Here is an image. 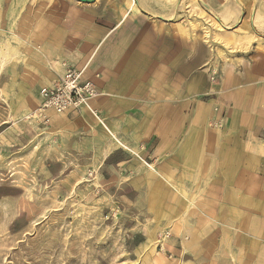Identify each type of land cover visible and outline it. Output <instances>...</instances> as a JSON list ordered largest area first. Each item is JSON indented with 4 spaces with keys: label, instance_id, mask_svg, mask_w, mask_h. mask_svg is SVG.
<instances>
[{
    "label": "rangeland",
    "instance_id": "1",
    "mask_svg": "<svg viewBox=\"0 0 264 264\" xmlns=\"http://www.w3.org/2000/svg\"><path fill=\"white\" fill-rule=\"evenodd\" d=\"M60 2L83 5L0 0V264H264L263 175L241 178L237 165L242 200L235 203L228 173L215 180L220 194L199 193L202 185L185 169L172 177L163 162L154 172L149 161L112 144L89 113L81 134L66 126L50 131L52 116H38L39 90L60 76L61 60L45 49L58 25L46 15H56ZM229 3L219 0L217 11L205 0L186 3L188 16L173 20L180 39L192 45L194 76L203 73L208 85L219 84L225 68L241 73L255 56L264 60V34L256 29L250 30L256 37L232 45V34L248 32L250 12L242 24L243 16L234 17L220 29L215 18ZM182 54L180 80L163 83L169 93L178 88L179 104L188 84ZM211 65L221 72L216 83L206 70ZM215 98L211 89L192 97L194 103ZM208 128L215 129L210 121ZM201 183L208 190L209 180ZM181 185L185 194L177 191Z\"/></svg>",
    "mask_w": 264,
    "mask_h": 264
},
{
    "label": "crops",
    "instance_id": "2",
    "mask_svg": "<svg viewBox=\"0 0 264 264\" xmlns=\"http://www.w3.org/2000/svg\"><path fill=\"white\" fill-rule=\"evenodd\" d=\"M195 1L97 0L83 5L60 2L56 15H46L56 18L58 25L45 49L54 51L53 56L61 60L60 75L65 70L63 63L77 69L87 67L85 75L94 81L99 96L91 105L96 115L87 110L63 115L49 112L54 122L50 131L60 132L66 126L75 127V133L81 134L82 119L89 113L91 125L104 130L112 144L145 164L149 161L154 172L162 170L163 162L169 163L172 177L185 169L188 178L202 185L199 193L220 194L222 186L215 180L228 173L235 179L228 186L236 195L235 203H239L242 196L236 198L241 193L234 172L237 165L241 178L246 174L251 178L264 177V60L255 56V62H248L241 73L225 68L216 86L206 84L203 73L194 76L192 45L189 40L180 39L173 20L188 16L182 7ZM205 1L214 11L220 6L219 0ZM234 1L239 4L234 19L243 16L242 24L249 12L251 17L246 25L248 32L232 34L233 38L256 37L251 29L264 34V29L253 24L255 13L264 15V0H230L229 4ZM220 14L215 18L219 27ZM180 49L185 59L183 80L188 82L181 95L182 104L177 102L178 88L170 93L163 88L164 81L180 80ZM217 51V56L226 59L221 50ZM224 65L228 67L229 61L225 60ZM210 89L217 99L193 102L194 95ZM213 107L219 108L218 113ZM221 117L227 123L223 130L208 128L209 121ZM244 161L250 167L244 166ZM207 179L208 190L201 183ZM193 188L194 192L195 185ZM177 191L185 194L182 185Z\"/></svg>",
    "mask_w": 264,
    "mask_h": 264
},
{
    "label": "built area",
    "instance_id": "3",
    "mask_svg": "<svg viewBox=\"0 0 264 264\" xmlns=\"http://www.w3.org/2000/svg\"><path fill=\"white\" fill-rule=\"evenodd\" d=\"M65 69L55 82L39 90L40 104L37 114L43 120L47 119L48 112L56 115L79 113L87 110L92 112V102L99 96V91L93 80L86 77V68L77 69L63 63ZM221 72L216 67L209 68L211 83H216ZM219 108H214L218 113ZM96 115V112L94 113ZM227 126L224 117L210 121V127L223 129Z\"/></svg>",
    "mask_w": 264,
    "mask_h": 264
},
{
    "label": "bare ground",
    "instance_id": "4",
    "mask_svg": "<svg viewBox=\"0 0 264 264\" xmlns=\"http://www.w3.org/2000/svg\"><path fill=\"white\" fill-rule=\"evenodd\" d=\"M238 10H239V4L236 3V1H234L232 4H228L224 12L221 14L223 23L220 24V27L224 28V23H228L229 21H231L235 17V15L238 13ZM253 22H254L253 24L257 26L258 28H264V15L259 12L255 13ZM249 38H250L249 36H241V39L236 38L235 41H232V45H234V43L243 44V41ZM0 63H1L0 65H4V60H1Z\"/></svg>",
    "mask_w": 264,
    "mask_h": 264
},
{
    "label": "water",
    "instance_id": "5",
    "mask_svg": "<svg viewBox=\"0 0 264 264\" xmlns=\"http://www.w3.org/2000/svg\"><path fill=\"white\" fill-rule=\"evenodd\" d=\"M76 1L79 2V3H82V4H93L97 0H76Z\"/></svg>",
    "mask_w": 264,
    "mask_h": 264
}]
</instances>
